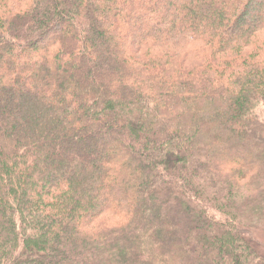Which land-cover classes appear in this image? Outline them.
<instances>
[{"label":"trees","instance_id":"trees-1","mask_svg":"<svg viewBox=\"0 0 264 264\" xmlns=\"http://www.w3.org/2000/svg\"><path fill=\"white\" fill-rule=\"evenodd\" d=\"M264 0H0V264H264Z\"/></svg>","mask_w":264,"mask_h":264},{"label":"rangeland","instance_id":"rangeland-1","mask_svg":"<svg viewBox=\"0 0 264 264\" xmlns=\"http://www.w3.org/2000/svg\"><path fill=\"white\" fill-rule=\"evenodd\" d=\"M258 238L261 242H264V233H260Z\"/></svg>","mask_w":264,"mask_h":264}]
</instances>
